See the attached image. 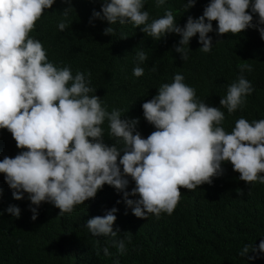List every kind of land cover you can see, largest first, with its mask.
Wrapping results in <instances>:
<instances>
[{"label": "trees", "instance_id": "obj_1", "mask_svg": "<svg viewBox=\"0 0 264 264\" xmlns=\"http://www.w3.org/2000/svg\"><path fill=\"white\" fill-rule=\"evenodd\" d=\"M0 264H264V0H0Z\"/></svg>", "mask_w": 264, "mask_h": 264}]
</instances>
